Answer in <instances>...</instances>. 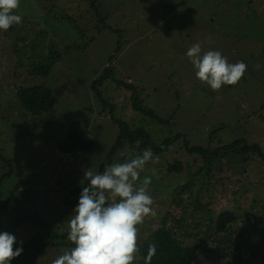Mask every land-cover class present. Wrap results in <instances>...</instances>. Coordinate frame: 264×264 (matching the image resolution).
<instances>
[{"label":"rangeland","instance_id":"rangeland-1","mask_svg":"<svg viewBox=\"0 0 264 264\" xmlns=\"http://www.w3.org/2000/svg\"><path fill=\"white\" fill-rule=\"evenodd\" d=\"M97 3L99 18L87 0H20L22 23L0 31V153L14 170L0 189V233L15 236L14 250L23 248L10 264H52L71 248L46 247L39 255L47 237L21 220L39 214L56 232L68 230L87 186L84 171L100 172L132 157L125 148L108 160L119 137L112 118L144 128L157 143L184 135L192 146L217 148L246 140L264 151V0ZM196 43L202 53L216 50L229 63L244 62L245 75L235 85L211 90L196 78L186 55ZM40 64L53 67L49 77L32 75ZM108 66L115 68L118 81L139 87L146 107L170 124L134 112L130 94L113 82L102 90L116 109H104L92 83ZM43 86L52 90L55 104L34 117L18 93ZM74 122L82 123L95 144L89 153L66 155L59 149ZM158 157L140 174L151 177L155 215L138 225L140 252L134 264H145L144 245L167 214L188 225V233L180 232L186 246H200L194 264H264V164L253 156L251 163L227 156L215 165L214 185L206 187L197 176L205 163L182 143ZM176 162L184 171L170 175L167 168ZM8 171L0 161V179ZM228 211L237 216L230 234L212 232L205 243L209 217Z\"/></svg>","mask_w":264,"mask_h":264},{"label":"clouds","instance_id":"clouds-1","mask_svg":"<svg viewBox=\"0 0 264 264\" xmlns=\"http://www.w3.org/2000/svg\"><path fill=\"white\" fill-rule=\"evenodd\" d=\"M19 6L20 0H0V31L22 23ZM186 55L196 78L213 91L237 84L247 69L242 61L229 63L220 51L202 53L199 43L189 47ZM158 160L151 148H145L139 154L133 152L130 159L106 166L102 172L85 170L83 181L87 186L82 188L68 219L67 239L74 247L64 250L52 264H134L140 252L138 225L155 215L149 194L151 177L141 178L140 174L149 162L155 164ZM15 243L14 235L0 233V264H10L22 254V247L13 249ZM155 254L153 243L148 247L145 264H150Z\"/></svg>","mask_w":264,"mask_h":264},{"label":"trees","instance_id":"trees-1","mask_svg":"<svg viewBox=\"0 0 264 264\" xmlns=\"http://www.w3.org/2000/svg\"><path fill=\"white\" fill-rule=\"evenodd\" d=\"M87 1L89 2L91 9L96 11L94 12L99 18L100 15L97 9V0ZM52 72V66L48 64H40L35 65L32 75L39 78H46L49 77ZM110 82L117 84V86L130 94L131 106L134 112L144 118L155 121L160 125L166 126L170 124L169 121L161 118L153 109L146 107L139 87L128 85L117 80L115 68L113 66H108V68L104 70L103 74L92 83L94 97L104 109H110L111 111L116 109V107L110 104V102L106 99L102 90L104 85ZM18 100L22 104L24 110L34 117H38L49 112L55 104L52 90L44 86L21 89L18 93ZM112 119L119 129V137L115 147L113 148V154L111 153L112 155H108V160L110 162L113 159L112 157L116 155V151L123 150L125 148L128 149L132 155L133 152L139 154L145 148H151L154 156H160L168 153L176 144L182 143L184 150L189 155L197 156L205 163L204 167L199 171L197 176L202 177V182H204V186L206 187L210 186V184L214 185L213 180L215 165L227 156L235 155L242 158L246 163H251L252 160L250 157L253 156L257 157L260 162L264 164V151L261 145L249 144L246 140H238L233 144L214 148L212 146H192L187 137L184 135H177L169 137L161 143H157L154 141L149 131L144 128L130 126L127 122L116 120L114 118ZM94 147V142L88 139L86 130L81 122H74L70 124L66 136L59 145L60 151L66 155L75 154L77 152L89 153L94 149ZM0 161L9 168L8 173L0 179L1 189V186L13 176L14 170L12 163L6 160L1 153ZM105 167V165L102 166L100 172H102ZM183 171L184 165L181 162L170 164L167 168V172L170 175L175 173L181 174ZM191 181L194 184L195 181ZM21 222L30 224L34 228L41 230L47 237L48 243L38 251L39 255L46 247L57 248L67 244L74 247V245L67 239L69 229L65 233L56 232L53 226L48 224L46 221H43L39 214L26 217L22 219ZM236 222V214L229 211L222 213L217 217L210 216L207 224L208 231L205 232V243L208 242V236L211 235L212 232H215V235L223 237L229 235L230 229ZM188 229V225L184 226L179 217L175 219L173 216L167 214L163 218L162 226L152 233L151 241L144 245L143 257L145 258L148 255V247L150 244L154 243L156 245V254L152 257L150 264H194L197 252L200 250V246L192 248L191 246H186L181 240L183 235H180V232H187L186 230ZM39 255H36V258H38Z\"/></svg>","mask_w":264,"mask_h":264}]
</instances>
